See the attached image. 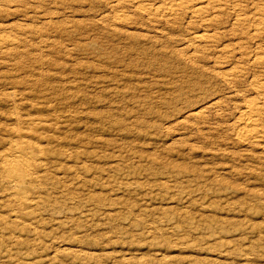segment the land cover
<instances>
[{
	"label": "rangeland",
	"instance_id": "rangeland-1",
	"mask_svg": "<svg viewBox=\"0 0 264 264\" xmlns=\"http://www.w3.org/2000/svg\"><path fill=\"white\" fill-rule=\"evenodd\" d=\"M144 4L0 0V155L44 161L35 203L0 178V264H264V0Z\"/></svg>",
	"mask_w": 264,
	"mask_h": 264
},
{
	"label": "bare ground",
	"instance_id": "bare-ground-1",
	"mask_svg": "<svg viewBox=\"0 0 264 264\" xmlns=\"http://www.w3.org/2000/svg\"><path fill=\"white\" fill-rule=\"evenodd\" d=\"M121 1L127 2V3H145L140 8L136 7L147 14L152 15V12L156 11H187V13L190 12V19L201 16L205 9L209 10H216L217 12H224L222 11L221 6L227 5V3H231L232 6V18L233 22L236 25L244 24L249 22V18L246 16V14L242 13V8L237 5V2L239 0H112L114 2V5H118ZM261 2V1H260ZM159 3H162L160 6ZM256 4V3H255ZM263 4V3H262ZM229 5V4H228ZM112 6V5H111ZM134 6V7H135ZM225 7V6H224ZM114 8V7H112ZM231 8V7H230ZM244 8V7H243ZM260 8V7H259ZM137 9V10H138ZM258 9V8H257ZM210 10V11H211ZM227 10V9H226ZM230 10V9H229ZM241 10V11H240ZM259 10V9H258ZM112 11V10H111ZM141 12V13H143ZM172 12V13H173ZM214 13V12H213ZM264 13V12H263ZM153 14V15H155ZM164 14V13H163ZM162 14V15H163ZM161 15V16H162ZM208 15V14H207ZM152 17V16H151ZM202 17V16H201ZM216 17V16H215ZM119 18V17H117ZM249 19V20H248ZM121 21V17L119 18ZM201 20V18H200ZM219 20V19H218ZM123 21V20H122ZM199 21V20H198ZM207 21V20H205ZM204 21V22H205ZM209 21H212L210 19ZM254 21V20H253ZM191 22V21H190ZM217 22V21H216ZM206 23V22H205ZM204 23V24H205ZM212 23V22H211ZM210 23V24H211ZM257 24V23H256ZM215 25V24H214ZM214 25L212 27H214ZM246 25V24H245ZM201 26V25H200ZM235 26V25H234ZM240 26V25H239ZM210 28V25L207 26ZM206 27V28H207ZM211 29V28H210ZM253 34H255L256 37L264 38V25L262 24L258 25L253 28ZM207 30V29H203ZM246 30V29H245ZM210 31V30H209ZM250 31V30H249ZM197 34V33H196ZM205 34L201 36H196L191 38V43L201 42L202 40H206L210 37H207L208 35L204 36ZM194 36V34H193ZM259 39V38H258ZM18 40V39H17ZM6 41V40H5ZM208 41V40H207ZM206 41V42H207ZM209 42V41H208ZM264 43V42H263ZM5 42L3 41V38L0 37V50L4 48ZM14 44V43H12ZM11 44V45H12ZM17 45V44H16ZM235 45V44H234ZM225 48V47H224ZM246 48V47H245ZM264 48V47H263ZM223 49V48H222ZM227 49V48H226ZM249 49V48H247ZM261 49V48H260ZM225 50V49H224ZM264 50V49H262ZM226 51V50H225ZM244 51V50H243ZM250 51V50H249ZM252 51V50H251ZM261 51V50H260ZM227 52V51H226ZM9 53V52H7ZM236 53V52H235ZM251 55V54H250ZM263 85V84H262ZM259 91L263 92V87L258 88ZM257 93V92H256ZM254 105V104H253ZM248 110L243 113V116H250L251 117L256 114L258 111L253 109V106H249ZM255 107V106H254ZM243 119V118H242ZM251 119V118H250ZM245 118L244 124L242 126V131L244 132V136H252L256 135L258 133L256 121L255 123ZM259 127V126H258ZM259 134V133H258ZM243 138V137H242ZM20 142V141H19ZM252 144V143H251ZM14 147V146H13ZM46 158V157H45ZM60 159V158H59ZM46 161V160H45ZM50 161V159H49ZM43 159H41L39 154H35L29 146H27L25 143H18L15 148L10 150L8 153L0 155V178L6 181L7 183H10L12 188H14L13 193L11 194V198L15 202V204H27L28 202H36L39 198V192H37L34 196H30L29 194L33 190H41L43 187V184L38 183V180L36 178V170L35 165L43 163ZM56 165V164H55ZM40 166V165H39ZM48 166V165H47ZM52 166V165H51ZM56 168V167H55ZM37 169V168H36ZM43 172V171H42ZM45 172V171H44ZM38 173V172H37ZM42 174V173H41ZM39 176V174L37 175ZM42 176V175H40ZM6 183V184H7ZM7 186V185H6ZM34 191V192H36ZM9 199V198H8ZM47 200V198H46ZM22 206V205H21ZM30 207V206H29ZM23 209V208H21ZM20 209V210H21ZM24 210V209H23ZM16 212V211H14ZM18 213V212H17ZM19 214V213H18ZM15 216V215H14ZM12 217V216H11ZM4 231V230H3Z\"/></svg>",
	"mask_w": 264,
	"mask_h": 264
}]
</instances>
